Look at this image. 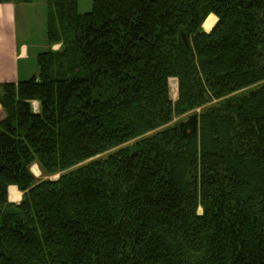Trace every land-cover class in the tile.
Returning a JSON list of instances; mask_svg holds the SVG:
<instances>
[{
  "label": "trees",
  "instance_id": "16d2710c",
  "mask_svg": "<svg viewBox=\"0 0 264 264\" xmlns=\"http://www.w3.org/2000/svg\"><path fill=\"white\" fill-rule=\"evenodd\" d=\"M46 1L0 85V264H264V0Z\"/></svg>",
  "mask_w": 264,
  "mask_h": 264
},
{
  "label": "rangeland",
  "instance_id": "374dc122",
  "mask_svg": "<svg viewBox=\"0 0 264 264\" xmlns=\"http://www.w3.org/2000/svg\"><path fill=\"white\" fill-rule=\"evenodd\" d=\"M90 7H91V0L90 1L80 0L77 6V11L81 13H85L90 10ZM16 14L18 15L17 25H18L19 42L22 44L24 43L26 47L28 48V58L24 59L21 62V66L24 65V69L26 71H29V75L35 74L37 70L36 57L38 53H40L41 51H46V49L49 48L48 36L46 35V30H47L46 22H47V15H48L47 1L46 0H32L31 3H24V4L21 3V5L17 7ZM55 47L57 49L58 46H54V49ZM171 79L174 80V78H171ZM175 81H176V78H175ZM169 86H170V79L168 82L169 99L172 100L173 102H176V98L178 95L177 81H176L177 90H176L175 95L171 93V88ZM197 111L199 110L197 109ZM189 113L190 112H188V114ZM188 114L177 116L176 118L173 119V122L177 121L178 119H184L185 117L188 116ZM34 168H36V170ZM31 170L34 175H36L37 177H40V171L36 164L32 165ZM58 176L59 174H55V175H51L50 178L55 179V178H58ZM16 191L19 194V197H18L19 199L16 201H19L21 200L20 199L21 192L18 189ZM12 201H15V200H12ZM199 212H201L200 209H199Z\"/></svg>",
  "mask_w": 264,
  "mask_h": 264
},
{
  "label": "crops",
  "instance_id": "0c3cea01",
  "mask_svg": "<svg viewBox=\"0 0 264 264\" xmlns=\"http://www.w3.org/2000/svg\"><path fill=\"white\" fill-rule=\"evenodd\" d=\"M18 6L13 2H0V85L3 82L24 80L33 75H29L24 65L21 66V62L28 58V48L19 42L16 14ZM3 115L4 110L0 107V120ZM9 187L11 186H8V191Z\"/></svg>",
  "mask_w": 264,
  "mask_h": 264
},
{
  "label": "bare ground",
  "instance_id": "6f19581e",
  "mask_svg": "<svg viewBox=\"0 0 264 264\" xmlns=\"http://www.w3.org/2000/svg\"><path fill=\"white\" fill-rule=\"evenodd\" d=\"M216 21H217V18L215 16H213L211 14L208 15L207 16V19L205 20L204 24L202 25L203 29L205 31L211 30L212 29L211 27L215 24ZM176 81H177V79H176ZM176 81H175V78H174V80L173 79H170V86L169 87L171 88V93L173 95H175L176 90H177L176 89ZM34 106H36L35 108L37 109V103L34 102ZM34 169L36 170V168H34ZM16 190H17V188H15L13 186L9 187L8 197L10 199H12V200H18L19 199L18 198L19 197V194H18V192Z\"/></svg>",
  "mask_w": 264,
  "mask_h": 264
}]
</instances>
